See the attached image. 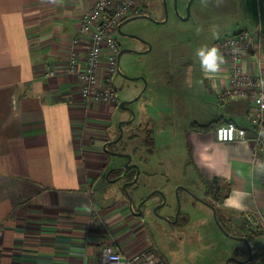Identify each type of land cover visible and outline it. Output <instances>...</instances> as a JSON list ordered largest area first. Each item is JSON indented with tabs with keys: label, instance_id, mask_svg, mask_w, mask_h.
<instances>
[{
	"label": "crops",
	"instance_id": "crops-1",
	"mask_svg": "<svg viewBox=\"0 0 264 264\" xmlns=\"http://www.w3.org/2000/svg\"><path fill=\"white\" fill-rule=\"evenodd\" d=\"M91 2L0 0V264H101L98 254L106 244L126 255L149 249L162 256L154 250L148 230L150 203L136 215L122 189L116 193L96 186L108 169L103 144L113 110L110 113L105 103L82 100L79 82L64 72L63 41L75 34ZM215 8L222 16L232 15V33L246 29L255 39L260 34L264 47V0H215ZM83 45L77 47L81 55ZM45 68L56 74L40 75ZM175 78L179 84L193 80L187 75ZM203 80L218 103L234 106L226 116L215 114L213 107L208 113L203 108L198 128L188 126L175 109V118L186 121L180 124L189 149L186 163L202 181L218 178L225 191L215 211L228 229L238 228V235L231 234L246 238L254 264L263 262L264 232L246 234L241 227L244 212L264 214V182L255 170L264 162V150L254 155L255 129L248 117L252 105L220 99ZM178 87L183 96L189 95L187 88ZM199 90L196 80L191 92ZM203 114L210 120L204 121ZM226 119L243 125L245 137L216 140L214 121ZM207 124V130L200 128ZM134 190L128 188L135 209L144 193ZM235 240L240 244L232 254L243 260L246 243Z\"/></svg>",
	"mask_w": 264,
	"mask_h": 264
},
{
	"label": "rangeland",
	"instance_id": "rangeland-1",
	"mask_svg": "<svg viewBox=\"0 0 264 264\" xmlns=\"http://www.w3.org/2000/svg\"><path fill=\"white\" fill-rule=\"evenodd\" d=\"M187 2L188 0H165L167 20L160 24H155L141 15L122 23L121 32L134 33L151 45V49L142 54L124 51L118 61L121 73L131 77L142 75L146 81L143 94L131 102L135 119L129 127H135V123L142 122V125L147 126L148 131H137L134 128L128 131L124 125L121 138L111 144L110 148L116 152L123 150L130 152L133 162L138 165L140 171L135 185L138 190L141 188V192L144 194L153 189L164 190L166 203L161 207L162 214L174 219L177 200H179V212L175 222L168 223L164 218L152 213L150 219L146 217L149 224L148 230H151V237L156 244L154 250L161 254L168 264H226L229 257H235L232 253L240 244L239 241L221 231L209 206L183 188H180L176 194L175 187L177 185L185 186L189 190L191 189L197 197H202L213 205L219 203L225 190L222 188V190L216 191L217 184L214 182L205 184L198 177L194 168L186 163L190 159L189 149L180 124H186L183 117L188 122L190 121V110H185L184 116L179 117L177 125L174 121L177 114L172 115L171 113L173 109L177 108L174 97L178 95L177 89L173 90L172 86L178 85L181 91L187 88L186 92L189 94L192 93L191 90L194 88L196 80L200 89L198 94L202 97L201 108H204L205 112L208 113L207 109L213 107L215 114L226 116L234 106L218 103L214 99L213 93L204 84V77L199 67L200 57L197 55V50L200 47L205 45L209 47L214 39L232 33L231 29L234 28V24L231 23V20L233 17L230 14L222 16L221 12L219 13L215 8V0H192L188 10L189 16L187 19H183L187 12ZM140 11L143 12V15L160 19L163 14L162 0H138L135 7L131 9V14ZM115 39L121 48L130 46L140 50L144 47L136 40L127 38L126 35H122L118 31H116ZM164 73L167 75H163ZM179 75L182 77L192 76L193 80L181 84L164 81V76L170 78ZM100 83L102 87L112 91L109 101L95 100V102L108 104L110 113L113 110V123L109 125L110 129H108L107 135L114 139L119 133L115 125L116 120L128 115L126 111H120L117 105L118 101L135 96L142 89L143 83L141 80L123 78L117 71L111 79L112 87H107L105 80L103 78L101 80V77ZM170 108L169 116L164 118V111H168ZM203 115L204 121L210 120L209 115ZM130 133L132 139L127 137V134ZM145 134L149 139L144 143L142 138ZM107 160L106 167L108 169L125 163L124 157L121 155L108 154ZM106 171L96 182V186L100 184L99 187L102 189L118 193L123 183L122 180L111 182L105 180ZM135 186L130 189H135ZM157 197V195H153L151 199L154 200ZM185 215L188 218L184 221ZM150 220L154 221L150 222ZM237 223H239L238 219L235 221V224ZM229 229L238 235V228L229 225ZM228 263L235 264V260H229Z\"/></svg>",
	"mask_w": 264,
	"mask_h": 264
},
{
	"label": "built area",
	"instance_id": "built-area-1",
	"mask_svg": "<svg viewBox=\"0 0 264 264\" xmlns=\"http://www.w3.org/2000/svg\"><path fill=\"white\" fill-rule=\"evenodd\" d=\"M138 0H92L81 16L74 35L63 41L66 58L64 72L79 82L80 98L109 101L112 91L99 84L101 77L107 87L111 86L112 76L118 67L119 44L115 39L117 25L123 19L135 15L131 9ZM138 13V12H137ZM86 40L83 42V39ZM260 34L255 39L246 29H240L217 40L214 47L223 56L217 72L207 73L199 61L203 77L210 82L211 89L220 99L246 100L252 105L248 113L249 121L255 129V149L264 150V47ZM79 44H85L84 55L78 50ZM244 63L248 65L245 68ZM40 75L52 77L53 69L40 70ZM216 140L232 142L245 137L243 125L229 120L214 127ZM259 180L264 182V162L257 169ZM242 229L250 234L264 232V214L259 210L244 212ZM98 259L101 264H168L152 250L143 249L126 255L113 249L110 244L100 248ZM256 264H264L256 262Z\"/></svg>",
	"mask_w": 264,
	"mask_h": 264
},
{
	"label": "flooded vegetation",
	"instance_id": "flooded-vegetation-1",
	"mask_svg": "<svg viewBox=\"0 0 264 264\" xmlns=\"http://www.w3.org/2000/svg\"><path fill=\"white\" fill-rule=\"evenodd\" d=\"M141 14H143V12H138V13H136L135 15H141ZM163 17H164V9H163V14H162V17L160 18V19H155V20H162L163 19ZM152 22H154L155 24H160V23H156L155 21H152ZM129 34H134V33H129ZM127 38H132V39H134V40H136L137 42H139L142 46H144L142 49H140V50H138V49H136V48H134V47H130V46H125V47H128V48H132L133 50H138V51H143V50H146L147 49V47H148V45H147V43L146 42H144V40L145 39H143V38H141V39H137V38H133V37H131V36H127ZM146 41V40H145ZM119 44V43H118ZM121 49V46H120V44H119V50ZM151 49V48H150ZM133 53H135V54H139V53H136V52H134V51H132ZM142 54V53H141ZM163 75H167L166 73H164ZM128 76V75H127ZM137 76H140V75H137ZM132 77H136V76H132ZM165 77V80L164 81H166V83H171V82H175L176 83V78L174 77V76H172V77H170V78H168V77H166V76H164ZM174 77V78H173ZM123 78H126V79H128V80H131V79H129V78H127V77H124L123 76ZM136 80H141V79H136ZM141 82L143 83V81L141 80ZM177 87H178V85H173L172 86V89L173 90H176L177 89ZM143 88V87H142ZM139 93V92H138ZM137 93V94H138ZM177 93H178V95L177 96H175L174 98H176V102H177V114H185V110L186 109H188V110H190V115H189V119H190V121L188 122V126H190V127H193V128H198L200 125H201V123H200V121H199V116L201 115V111H202V108H201V102H202V97L198 94V92H192V93H189V95L186 97V96H183L181 93H179V90L177 89ZM137 94H135V96L137 95ZM142 94H143V92H142ZM141 94V95H142ZM140 95V96H141ZM134 96H132V97H128L127 99H131V98H133ZM138 99V98H137ZM119 102L120 101H118V108L120 109V111H122V110H124V111H126L127 113H128V115H127V117H124V118H118L117 120H118V122L119 121H126V120H129L131 117H132V114H133V117H132V120L130 121V122H125V123H123L122 122V124H121V126H122V130H123V127H124V125L127 127V130L129 131L130 129H136L137 131H148L146 128H147V126H145V125H142V122L141 123H139V122H137V123H135V127H129V125H131L133 122H134V119H135V112L133 111V108H132V103H126L125 105H126V108H121V107H119ZM180 106V107H179ZM199 106H200V108H199ZM179 108V109H178ZM181 108V109H180ZM174 111H175V109H173L172 110V113L171 114H173L174 113ZM163 112V111H162ZM165 112V115H164V118H166L167 116H169V113L168 112H171V108L168 110V111H164ZM178 119L179 118H175V122L176 123H178L177 121H178ZM117 120H116V122H117ZM115 122V125H116V127H117V123ZM177 125V124H176ZM181 127H182V125H180ZM140 127V128H139ZM117 129H118V127H117ZM118 131H119V129H118ZM124 134H125V132H124ZM117 135H118V133H117ZM116 135V136H117ZM131 133L130 134H127V137L129 136V137H131ZM115 136V137H116ZM148 137V136H147ZM146 137V134L145 135H143V138H142V140H143V142L145 143V140H147L148 141V139H149V137L147 138ZM133 137H131V139H132ZM113 138H111V137H109L108 138V140H112ZM107 140V141H108ZM119 141V140H118ZM152 142H153V140H151ZM113 144V143H112ZM110 145L111 144H107L106 146H107V148L108 149H110V150H113V148H110ZM122 152H127V153H130L129 151H126V150H123ZM124 160H125V162H126V157H124ZM130 162L131 163H135V162H133V160H132V158H131V160H130ZM121 166H123V165H118V166H116V167H121ZM111 168H113V167H111ZM110 169V168H109ZM109 169H107V171L109 170ZM106 171V172H107ZM106 172H105V175H104V178H105V180H108L109 182H111V181H114V180H122V182H126V181H129V180H132L133 178H134V176H135V168L134 167H131V168H128V169H123V168H117V169H111L107 174H106ZM130 173H132V174H130ZM139 173H140V171H139ZM139 173H138V176H137V179H136V181L133 183V184H131V185H128V186H126V189L128 190V188H131L132 186H135L137 183V180H138V177H139ZM128 174H130V175H128ZM126 175H127V177H126ZM113 176V177H112ZM120 176V177H119ZM109 177H112V178H110V179H107V178H109ZM118 177V178H117ZM180 188H183V189H185V190H187L190 194H193V196H195L196 197V199H198V200H200L199 198L200 197H197L192 191H191V189L189 190L187 187H183L182 185H177L176 187H175V193L177 194L178 193V190L180 189ZM121 189H122V191H124V189H123V187L121 186ZM137 188H135V190H136ZM134 190V189H133ZM135 190H134V192H135ZM153 190H155L143 203H142V205H141V208H142V213H143V210H144V208H145V206L144 205H146V204H148V203H150V205L151 206H164L165 205V203H166V194H165V192H164V190H162V189H153ZM153 190H151V191H153ZM162 191V193L160 192V191ZM150 191V192H151ZM124 193H125V191H124ZM149 193V192H148ZM147 193V194H148ZM147 194H144V195H142L139 199H138V201L136 202V205H137V203L141 200V199H143ZM129 195L131 196V194L129 193ZM153 195H157L158 197H157V199H151V196H153ZM125 196L127 197V195H126V193H125ZM201 199H203L205 202H203V203H205L207 206H209V208H211V205H213L212 203H210L209 201H206L204 198H202L201 197ZM149 200H152V201H149ZM149 201V202H148ZM201 201V200H200ZM164 202V203H163ZM161 203H163L162 205H160ZM150 206V207H151ZM176 206H180V203H179V200H177V204H176ZM214 206V205H213ZM136 207V206H135ZM157 211L158 212H160L161 213V207H159L158 209H157ZM178 212H179V209L177 210V207H176V210H175V213H174V219L175 220H177V217H178ZM162 214V213H161ZM169 218V220H166L168 223H172L173 222V220L174 219H172V218H170V217H168Z\"/></svg>",
	"mask_w": 264,
	"mask_h": 264
},
{
	"label": "water",
	"instance_id": "water-1",
	"mask_svg": "<svg viewBox=\"0 0 264 264\" xmlns=\"http://www.w3.org/2000/svg\"><path fill=\"white\" fill-rule=\"evenodd\" d=\"M191 2H192V0H188V2H187V12H186V15L183 17V19H187L188 16H189V12H188V10H189V6H190ZM162 4H163V9H164V17H163L162 20H159V21H158V20H155L153 17H150V16H148V15H143V14H141V16H142V17H145V18H148V19L151 20V21H155L156 23H163V22H165V21L167 20V8H166L165 0H162ZM175 10H176V7H175ZM138 16H140V15H132V16H129V17L123 19L121 22L118 23V25H117V31H118L120 34H122V35L131 36V37H133V38L141 39L139 36H137V35H135V34H129V33H124V32H121V31H120V27H121L122 23L127 22V21L131 20L132 18H135V17H138ZM144 42H146V41L144 40ZM146 43H147L148 47H147L146 50H143V51L133 50L132 48H128V47L121 48V49L119 50V52H118V55H117V63H118V61H119V57H120L121 53L124 52V51H131V52L134 51V52L139 53V54H141V53H145V52H148V51L150 50V48H151V45H150L148 42H146ZM116 71L119 72L122 76L127 77V78H129V79H131V80L141 79V80L143 81V88L139 91V93H138L136 96H134V97L131 98V99H123V100H120V102H119V107H121V108H126V105H125L126 103H131V102H133L134 100H136L137 98L140 97V95L142 94V92L145 90L146 81H145V79H144V77H143L142 75H140V76H136V77L127 76L126 74L121 73V72L119 71V68H118V67H117ZM132 117H133V114H132ZM132 117H131L129 120H126V121H119V122L117 123V127H118V129H119V133H118V135L116 136V138L104 142V144H103V149L106 150L107 153H108L109 155H121L122 157H126V162L123 164V166H121V167H113V168H110V169L106 172V174H107L111 169H114V168H115V169H117V168L128 169V168H131V167H134V168H135V176H134V178H133L132 180H129V181L123 182V183H122V187H123V189H124V191H125V193H126V195H127V200H128V203H129V206H130L131 211H132L134 214H136V215H140V214H142V208H141L142 203H143V202H144V201H145V200H146V199H147V198H148V197H149V196H150L155 190L149 192V193H148L143 199H141V200L137 203L136 208L134 209L133 206H132V198H131V196L129 195L128 190L126 189V186L131 185V184H133V183L136 181L137 176H138V173H139V167H138L137 164H135V163H131V162H130V160H131V155H130L129 153H127V152H116V151H112V150L108 149L107 146H106L107 144H112V143L117 142V141L121 138V136H122V134H123V130H122V126H121L122 122H123V123H125V122H130V121L132 120ZM119 177H120V176H119ZM117 178H118V177H117ZM159 191H160V190H159ZM160 192L162 193V191H160ZM199 199H200L201 201L205 202L203 199H201V198H199ZM163 203H164V202H163ZM163 203H161L160 205H162ZM159 207H162V206H152V207H151V213L154 214V215H158V216L164 218L165 220H169V218H168L167 216H165L164 214H161L160 212L157 211V209H158ZM178 209H179V206H177V210H178ZM211 209H212V212H213V218H214L216 224L218 225V227L221 229V231L224 232L225 234H227L228 236L234 238V239H241V240H243V241L246 243V246H247V253H248V254H247V257H246L245 259H243V260H239V259H237L236 257L231 256V257H229V258L226 260V264H228L229 260H235V261H238V262H247V261L251 258V249H250L249 243H248V241L246 240V238H245L244 236H236V235H233V234H231V233L225 231V230L223 229V227L221 226L220 222L218 221L217 217H216L215 206L211 205ZM175 221H176V220L174 219L173 222H175Z\"/></svg>",
	"mask_w": 264,
	"mask_h": 264
},
{
	"label": "clouds",
	"instance_id": "clouds-1",
	"mask_svg": "<svg viewBox=\"0 0 264 264\" xmlns=\"http://www.w3.org/2000/svg\"><path fill=\"white\" fill-rule=\"evenodd\" d=\"M197 55L200 57L203 69L211 74L218 71L220 62L223 56L219 53L217 47H208L207 45L200 47L197 50Z\"/></svg>",
	"mask_w": 264,
	"mask_h": 264
},
{
	"label": "trees",
	"instance_id": "trees-1",
	"mask_svg": "<svg viewBox=\"0 0 264 264\" xmlns=\"http://www.w3.org/2000/svg\"><path fill=\"white\" fill-rule=\"evenodd\" d=\"M229 120H232V119H226V120H224V121H217V120H215L214 121V126H213V128L217 125V124H220V123H223V122H226V121H229ZM233 121V120H232ZM209 127H211V124H207V125H203L202 127H200L202 130H207ZM203 182L205 183V184H208V183H210V182H214V183H216L217 184V188H216V191H219V190H222V187L220 186V183H219V180H218V178L217 177H213L211 180H203ZM216 193H218V192H216ZM216 217H217V219H218V221L220 222V224H221V226L223 227V229L225 230V231H227V232H229L230 233V229H228V227L226 226V224L224 223V221L222 220V218L218 215V212L216 211ZM248 239V238H247ZM255 260H256V257L254 256V254L252 253V255H251V258L248 260V261H253V263H251V264H254V262H255ZM261 261H264V258H261Z\"/></svg>",
	"mask_w": 264,
	"mask_h": 264
}]
</instances>
